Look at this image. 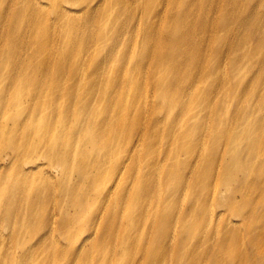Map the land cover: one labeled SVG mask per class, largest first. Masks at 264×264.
<instances>
[{
    "label": "bare ground",
    "instance_id": "obj_1",
    "mask_svg": "<svg viewBox=\"0 0 264 264\" xmlns=\"http://www.w3.org/2000/svg\"><path fill=\"white\" fill-rule=\"evenodd\" d=\"M43 1L48 6H42L38 0H10L7 17L0 18V50L3 49V52L0 51V105L4 103L5 88H8L7 95L13 96L7 104L8 114H0V139L6 131L15 136L3 146L7 154L0 159V173L12 166L10 171L19 174L13 182L10 176L0 177V183L7 185L9 192L5 204V207H10L6 212V223L13 226L10 229L9 238L12 241L7 260L0 259V264H58V258L55 257L60 233H71L77 228L86 234L81 239L82 244L90 240H100L101 246L112 244L107 261L109 264H120L125 259H128V264H152L156 261L155 252L158 249L154 248L150 252L149 247L158 246L162 249L165 242L168 244L169 235L165 230L171 228L176 234L181 217L185 218V225L179 230V240L181 243L183 238L194 241L192 234L199 232L196 241L201 249L205 236L202 227L207 217L202 204L210 200V186L218 184V175L202 179L197 158L202 143L193 140L173 148L174 132L165 131V128L184 118L181 131L185 127L191 129L197 123H204L210 129L216 114L207 110L208 104L217 105V100L226 94L233 95L232 110L229 111L225 103H220L218 109L227 111L232 117L229 141L243 148L238 154L235 147L225 153L216 152L217 155L206 164L211 168L218 162L225 172L231 169L233 162L242 163L245 165L243 169L247 170L260 165L253 180L241 178V181H247L246 184L256 186L244 191V194L249 193L243 200L242 208L252 215L259 202L264 205V0H245L244 3L239 2L241 0H226L223 2L225 6L220 3L216 7L211 20L205 18V15L195 20L198 15L191 8L176 9L169 19L163 20V11L156 10L160 0H144L147 9L155 11L152 17L143 22L146 25L137 33L149 38L147 42L140 40L138 45L134 43L133 46L134 31L128 38L129 32L125 30L133 21L131 14L122 8L124 0ZM138 1L142 3V0ZM199 1L187 0L184 5H193ZM98 2L101 6L111 3L118 5V8L113 10V6H105L104 16L97 23L102 24L103 31L97 37L89 35L95 18L90 17V21H86L79 31L76 27L78 15L75 13L84 9L79 17L88 16L90 8ZM237 4L240 7L236 8ZM238 10H241L239 14ZM9 13L11 15L8 16ZM192 20L199 25L197 32L192 28ZM167 24V32L181 35L184 39L170 36L161 41V32ZM209 24H212L210 28ZM160 41L162 46L157 54H151L153 57L139 55V50L158 47ZM93 43V55H99V59L97 66H92V77H89L80 71L85 64L81 63L85 55L82 49ZM71 45L72 49H69ZM32 48L42 51L43 55L39 52L38 55L42 56L36 63L25 65L21 71L24 63L23 57L19 55ZM7 49L13 50L10 52ZM163 49L165 53L161 55ZM49 50L60 56L65 53L77 55L75 72L71 75L63 72L66 67L61 61L55 62L49 69L51 57L48 56L51 54L46 52ZM88 50L89 53L92 48ZM79 55H82L80 60ZM13 56L14 59L9 61ZM167 63L173 70H169L166 77L156 74L159 69L170 68ZM149 66L154 70L152 81L159 105L151 108L153 115L149 112L142 136L138 123L143 114V102L135 97V93L140 89L138 82L143 78V68ZM55 67L59 73L52 71ZM30 71H33L32 76L27 74ZM224 86H227V91ZM26 94H29V103L21 101ZM59 96L65 98L61 107ZM38 98L42 99V104H35ZM200 101L205 113H199L196 117V106ZM71 116H74V124L70 123ZM91 116L93 119H90ZM3 117L7 124H2ZM63 127L67 137L64 136ZM179 128V124L174 126V130ZM95 129L100 137L93 133ZM133 131H139V136H142L137 148L134 144L138 141V133L127 143ZM57 134L63 137H54ZM85 141L91 152L89 156L97 158L103 169L99 175L86 168L81 154L87 147L81 145ZM76 143L80 146L77 147ZM220 145H215L217 151ZM169 148L174 149L175 163L167 174H160L157 181L155 189L160 191L152 214L153 224L149 226L152 235L144 241L145 249H138L132 257H125L130 239L132 241L130 233L142 228V216L151 201V179L146 177L148 174L157 175L158 169L161 171L162 162L157 164L156 155L159 149L164 150L165 164ZM180 154L184 156L181 163L177 164ZM40 158L50 162L49 177L44 182L28 181L35 177L28 172L37 168L39 174L45 167L48 168L45 165L38 168L32 163ZM24 164H34L35 168L25 169ZM54 166L66 167L70 175L78 173L75 184L84 187L93 183L99 185V193L109 183L105 195L109 191H119V199L115 203H107L102 211L99 197L93 198L90 206H85L81 194L79 200L72 197L76 194V187L65 185L72 177L66 178V172L62 175L53 174ZM33 187L37 188V194L30 193ZM21 189L24 190V201L18 195ZM189 191L197 196L186 202L185 192ZM138 198L143 199V205L142 202L132 203L128 211V201L135 202ZM46 199L49 200L51 210L41 207L47 206ZM67 199L68 203L64 204ZM176 202L181 204L175 210L178 217L170 212V207ZM234 206H230V209L237 211ZM117 214L118 220L127 216L126 222L132 223L129 227L125 226L123 236L117 231ZM249 215L246 212L242 215L249 235L247 248L236 233H233L232 239L228 236L230 232L225 238L223 248L231 256L229 264H264V213L256 217L252 228L247 224ZM158 219L161 220L159 224ZM91 231H94V236L88 234ZM14 233L18 238L22 235L29 239L20 245V249L14 246ZM134 241L141 242V237H136ZM58 244L59 251L68 260L64 264H78L83 254L87 257L93 254V249L86 252L84 245L80 251L81 247L77 250L71 249L69 244ZM181 250V259L187 264L217 263L216 256L212 257L207 246L202 248L201 257H193L192 248L182 246ZM68 254L71 257L66 258ZM87 264L92 263L88 261Z\"/></svg>",
    "mask_w": 264,
    "mask_h": 264
},
{
    "label": "rangeland",
    "instance_id": "obj_2",
    "mask_svg": "<svg viewBox=\"0 0 264 264\" xmlns=\"http://www.w3.org/2000/svg\"><path fill=\"white\" fill-rule=\"evenodd\" d=\"M40 2V4L42 6L47 5L48 3H45L43 0H38ZM205 0H200L199 2L191 5V3L189 5H184L187 0H160V6L156 9L159 11H163L164 15L161 16V18L163 20H165L166 18H170L169 16L172 15L173 13H175L176 9L179 10H183L184 8H188V9H192L193 12L197 13L198 17H196L195 20H197L199 17H203L205 15V18L211 20L212 17L214 16V11L216 9V7L223 2H226V0H209L208 2L202 4ZM245 0H241L239 2L244 3ZM10 0H0V18L4 19L5 16L7 17V9H8V4H9ZM142 3H140L138 0H124L123 4H122V8H124L125 10H127L130 14H131V18L132 21H130V27H126L127 29H125L126 31L129 32L128 38L130 37V33L132 31H134L133 34V40H132V46L133 44H139L140 40L147 42L148 38L147 36H144L143 34H139L137 33V30H142L144 28L143 22L148 20V18L152 17V14L155 10L152 11L151 8L147 9L146 3H144V0L141 1ZM247 3V1H246ZM15 6H17V3L15 4ZM105 6H110V8L113 6V10L115 8H118V5H113L111 3L106 4ZM104 5L101 6V3L98 2L96 4H94V6H92L90 8V15L88 16H83V17H79L80 15L83 14L84 9L77 11L75 14L78 15L77 16V24L76 27L78 26L79 31H81L83 29V24L86 21H90V17L91 18H95V23L93 24V26L90 28L89 30V35L90 36H99L102 31H103V26L102 24H97L102 17L104 16L103 14V9L105 8ZM223 6H225V4L223 3ZM221 7L222 4L220 5V11H221ZM240 7L239 4L236 5V8ZM15 10V9H14ZM241 10L237 11V14H239ZM11 15L10 13L8 14V16ZM14 15V14H13ZM133 15V17H132ZM50 16L52 17L53 14L51 12ZM192 20L193 24H192V28L197 32V28L199 27L197 21ZM139 24V25H138ZM212 26V24H209V28ZM117 27V26H116ZM169 28V24L165 25V27L163 28V31L161 32V41L168 39L170 36L174 37V38H178L179 40H183L184 37L181 35H177L174 33H170L167 32L166 29ZM215 28H217V26H215ZM208 29V28H207ZM206 29V30H207ZM160 30H162V28H160ZM6 32H8V29L5 30ZM197 35H199V33H197ZM153 36V35H151ZM128 41V39H127ZM160 41V45L158 47H154V48H145L142 50H139V55H147V56H151L153 57L151 54L155 55L158 53L160 47L162 46ZM72 46H70L69 49H72ZM131 46V47H132ZM88 48H92V51L88 53ZM35 49H30V51L25 52L24 54H20L19 56L23 57V63L24 66L21 67V71H23V67H25V65H32L33 62L34 64L36 63V61L38 60V58L40 56L43 55L42 51H38ZM57 49V48H56ZM94 49V43L93 44H89L87 47H84L82 50L85 52L84 57L82 58V55H79V60L81 59V63H85L83 65V68L80 70L83 74H86L89 77H92V71L93 69L97 66V61L99 59V55H93L95 52L93 51ZM13 49H7V51H12ZM3 52V49L0 50ZM6 50H4L5 52ZM81 51V52H83ZM39 52H41L42 55H38ZM49 52L51 55L48 57H51V60L49 61V69H51L54 65L55 62L57 61H61V63L64 64V66L66 67L65 69H63V72H67L68 75H71L75 72L74 70V64L75 62H78V56L74 54H63V55H59L58 53L52 52V50L46 51ZM165 53V49L161 50V55ZM137 54V53H136ZM18 56V57H19ZM14 56L12 58L9 59L13 60ZM168 66H170L167 63ZM7 67H9L10 65L6 64ZM92 66H94V68L92 69ZM12 70V69H11ZM11 70L9 71L11 73ZM169 70H173V68L170 66V68L168 69H164L161 70L159 69L156 74L158 75H165V77L168 75V71ZM53 72L55 73H59V71L57 70V67H55L53 70ZM29 76H32L33 71H30L27 73ZM154 76V70L151 66H149L148 68H143V78H140V83L138 82V86H140V89L135 93V97H139V101L143 102V114L141 115L140 121L138 123V126L140 127V134H144L145 131V125H146V120L148 119L149 116V112L150 114L153 115V112L151 110V108L156 107L159 105V100L157 99L156 95H155V85L153 84L152 78ZM226 78L229 81L228 78V73H226ZM106 83H109L108 81H106ZM7 89L5 88L4 91V103L0 105V114L6 115L8 114V102L13 98L12 94L11 95H7ZM224 90L227 91V86H224ZM51 94V93H50ZM233 95L231 94H226L223 98H220L217 100V105H211L208 104L207 110L213 113H215V119L212 121L210 129H208L207 125L204 123H197L194 127H192L191 129L186 128L184 131H181L182 126L184 125V118L181 119V121L178 123L177 121L172 122V124L169 126V128H165V131H172L174 132V141H173V148H178L181 145H184L186 142H190L193 141H200V143H202L201 147L199 148V153H198V163H199V174L201 176L202 179H206L209 175L213 176V175H218V184H214L212 186H210V190H209V195H210V200L206 203H203L202 206L204 208V210L207 213V217H206V221L202 227V230L205 231V236H203L202 239V246L201 249L198 247L197 245V238L199 235V232H194L192 234V239L194 241H188L186 238L182 239V243L179 240V230L182 227V225H185V218L181 217L179 219V224L177 226V232L175 234V230L171 229V228H166V232L169 235V242L168 244H164V247L162 249H160L158 246H150L149 247V251L151 252L154 248L158 249L156 253V261H153L152 264H187V262L183 261L181 259V255H182V246H186L188 248H192L194 249L192 256L193 257H198V255H202V248L207 246L209 248V250L212 253V257L216 256L215 258H217V263L216 264H229V260L231 259L226 252H224V248L223 245L225 244L226 240L225 238L227 237V234L230 232V234L228 236L232 238H234V234L236 233L240 236L241 242L245 245V247L247 248V244L249 243V235H248V231L245 225V220H243L242 215L246 212L247 215L248 212L242 208V204H243V200L245 198V196L249 193L244 194L245 190L248 189H253L256 188V186H253L251 183L246 184L247 181H241V178H245V179H251L253 180L254 177H256L257 175V170L260 169V165L258 167H256L255 169H249L247 170V168L243 167L245 165H243L242 163L239 162H233L231 164V169H227V171H224V167L219 165L218 162H216V164L211 167L208 168L207 164L209 161V159H211L216 152L217 153H225L226 151H230V149H232V147H235L236 154H238L241 148H238L234 145L231 144V142L229 141V135H230V131L232 129V125L233 123L231 122L232 117L228 115L227 111H221L218 109V106L220 103L227 105L229 111L232 110L231 109V105H232V100ZM64 97L63 96H59V107H61V105H63L64 103ZM22 102H27L29 103V94H26L24 96V98L21 100ZM35 104H42V99L38 98L35 100ZM54 109V108H53ZM226 110V109H225ZM180 111V108L177 109V112ZM199 113H205L204 111V105L202 104V102H199V105L196 106V111H195V115L196 117L198 116ZM163 118V116H162ZM73 119L74 116H71V124L73 123ZM90 119H93V117L91 116ZM7 124V120L4 119L2 120V124ZM232 123V125H231ZM176 124L180 125V128L178 130H174V126ZM186 124L188 125H192L191 122H186ZM149 128L146 130V132L148 133ZM10 131H6V134L4 135V137L2 139H0V159L3 158L4 155L7 154V152L3 151V146L5 144H7L11 138H15V136H11ZM63 133L64 136L67 137L68 135L66 134V129L63 127ZM93 133L97 136L100 137L101 135L99 134V132L97 131V129H95L93 131ZM138 133V141L134 144V147L137 148L139 146L140 140L142 138V136H139V131L138 132H132L131 135L129 136V138L127 139V143L131 140L134 139L135 135ZM54 137H63L62 134H57ZM69 141V139H68ZM4 142V143H3ZM193 142V143H194ZM1 143H3L1 145ZM86 141L82 142L81 145L87 146L86 145ZM126 143V144H127ZM219 151H217L215 149V145H219ZM223 144H226L228 147H224ZM76 146L79 147V143H76ZM83 148V147H82ZM173 148H169L168 149V158L165 164H163V160H164V154L165 151L164 150H160L158 151L157 155H156V161L157 164H160V162H162V168L161 171L158 169L157 171V175H153L152 174H148L146 179L150 180V188L153 190V192L151 193L152 197H151V201L149 203V206H146L145 208L147 209L143 216H142V223L143 226L140 230L136 229L135 232H131V238L132 241L130 239L129 241V245L127 248V252L125 257H132L136 250L138 249H145V245L143 244L144 241L149 238L152 235V231L150 230V227L153 224V220H152V214L154 213L155 209H156V202L158 201V197H159V191L160 189H155L156 185H157V181L158 178L160 177V174L165 175L167 174L171 167L174 165L175 160H174V149ZM90 150L89 147H85L84 151L81 153L82 154V158L86 164V168L90 169L92 171L93 174L95 175H99L101 172L102 167L101 165L98 164L97 162V158L93 157V156H89L90 154ZM217 155V154H216ZM184 154H180L179 160L177 164H180L181 161L183 159ZM5 157V156H4ZM152 160V159H151ZM153 161V160H152ZM228 162V159L227 161ZM32 163H35V165L39 167H42V165L48 166L45 167L46 169H43L42 172H39L38 174V170L37 168L32 171V172H28L30 170H28L27 172L30 175H34L35 177L29 178L28 181L31 179V181H35L36 183L40 182V180H42L44 182L46 177H49L50 175V162H48L47 160L40 158L38 161H34ZM34 164H24V168L25 169H31V168H35ZM41 165V166H40ZM0 166H1V161H0ZM55 167V166H54ZM159 167V165H158ZM12 168V166H8L6 167V169H3L2 172L0 173V177L2 176H10L11 178V182H13L14 180H16V178L19 177L18 172L16 171H10ZM239 169L240 172H236V170ZM66 172V178L68 177H72L69 179V181L65 184V185H72V187H76V194L73 197V199L79 200V195L81 194L83 200L85 201V206H90V204H92L93 202V198L95 197H99V203H102V207L101 210H103V207L109 203V202H113L115 203V201H117L119 199V191L117 192H108L107 195H105V190L106 187H109V183L108 186H104L103 188H105V190L101 191V193H99V185H94L93 184H88L85 187L83 185L80 184H75V179L78 177V173H72L70 175L69 171L67 170L66 167H55V169L53 170V174L55 175H62L63 173ZM80 174V173H79ZM131 175L133 174V172L130 173ZM81 175V174H80ZM65 177V176H64ZM152 177V178H151ZM6 178V177H5ZM25 179V178H24ZM24 181V180H23ZM64 181V180H63ZM63 183V182H62ZM130 184V183H129ZM101 187V186H100ZM8 186L5 185L4 183H0V259L2 260H7V254L9 252V245L11 244L10 241H12L9 238V235L11 234V228H13V226H8L6 223V212L8 211V209L10 207H5L7 198H8V190H7ZM102 188V187H101ZM237 190V191H236ZM237 192V193H233V192ZM31 194H37L38 190L37 188L33 187L30 191ZM86 193V195H85ZM187 195V200L186 202L197 196V194L194 196L192 194L191 191H189L188 193L185 192ZM19 197L24 201V190L21 189V191H19L18 193ZM46 195L49 196V194L47 193ZM143 199L138 198L135 202L129 200L128 201V211H130V205L132 203H141ZM68 199L65 200L63 203L67 204L68 203ZM34 202V201H32ZM185 202V201H183ZM46 204L47 206H41L44 207L45 209L49 210V200L46 199ZM143 205V202H142ZM235 205L234 207L236 208L237 211H232L230 209V206ZM181 204L179 202L173 203V205L170 207V212L174 217H178V215L176 214L175 210H177L178 208H180ZM150 209V210H149ZM51 210V208H50ZM149 210V211H148ZM264 213V205L262 202H259L255 207H254V213L252 215H249V217L247 218V224L252 228L255 222L256 217L262 216ZM118 214L115 216L117 219ZM190 218V217H188ZM127 216H122L119 220H118V227H117V231L119 232L120 236H123L125 234V226L129 227L131 224H128L126 222L127 220ZM191 219V218H190ZM115 222V221H113ZM161 222V220H157V223L159 224ZM208 225H209V229H210V234L207 235V229H208ZM124 226V227H123ZM114 227V226H113ZM27 231V229H26ZM82 231L79 230V228L74 229V231H72L70 233V231H67L66 234H61L60 233V240H58V242L56 243L57 245V254L55 259L58 258V264H64L66 263L68 260L65 259L64 254L62 251H59L60 249V245L58 243H60L61 245H65L67 246L68 244L71 246L72 248H76L77 250L80 248V251L83 250V247H85V251L87 252L89 249H93V254L90 255L89 257H87L85 254H83L80 259L78 260V264H87V262H91L92 264H109L108 258H109V254H110V249L112 244L108 243L104 246L100 245V240H94L93 242H91L92 240H90L87 243L82 244L81 239L85 237V233H81ZM91 232H93L91 234ZM88 232V234H90L91 236H94V231ZM28 233V232H27ZM224 235V237L222 238V236ZM12 237L14 238L13 243L14 246L20 249V245L27 243L29 241V239L27 237H22V235L20 236V238L17 237V234L15 235V233L12 235ZM68 237L70 242H68V239L66 238ZM136 237H141V242H136L134 241V239ZM174 238V243L172 244V240ZM181 239V238H180ZM22 242V243H20ZM84 245V246H83ZM59 246V247H58ZM83 246V247H82ZM59 251V252H58ZM71 251V250H70ZM71 257V255H67L66 258ZM138 258V256H137ZM230 258V259H229ZM120 264H128V259H125L123 261V263Z\"/></svg>",
    "mask_w": 264,
    "mask_h": 264
}]
</instances>
